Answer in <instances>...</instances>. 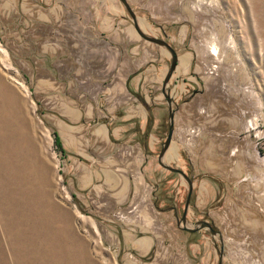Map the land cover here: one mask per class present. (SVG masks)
I'll list each match as a JSON object with an SVG mask.
<instances>
[{"label":"rangeland","instance_id":"374dc122","mask_svg":"<svg viewBox=\"0 0 264 264\" xmlns=\"http://www.w3.org/2000/svg\"><path fill=\"white\" fill-rule=\"evenodd\" d=\"M54 1L0 0V264H216L218 236L177 225L187 181L157 161L169 51L137 33L120 0ZM128 2L141 28L178 54L164 160L193 178L190 220L221 230L222 264H264V0ZM110 17L127 80L145 78L127 91L136 102L147 97L153 139L122 203H111L98 179L83 185L77 160L79 148L103 141L104 118L84 108L98 109ZM145 238L150 246L138 244Z\"/></svg>","mask_w":264,"mask_h":264},{"label":"crops","instance_id":"0c3cea01","mask_svg":"<svg viewBox=\"0 0 264 264\" xmlns=\"http://www.w3.org/2000/svg\"><path fill=\"white\" fill-rule=\"evenodd\" d=\"M58 3L54 1L55 5ZM54 6L50 8L51 15L58 11ZM40 13L43 21L50 20L48 12L41 11ZM109 20L111 17L107 20L108 24ZM115 24H112L111 20L110 28L104 33L107 36L104 37L107 42L106 49L112 52V56L105 66L104 76L98 77L102 86L101 95L97 99L98 109L94 108L93 103H90L89 108H84L88 116L97 115V117L104 118L103 124L97 131L101 135L97 138L100 140L102 138L103 141L89 142L91 147L88 149L79 148L77 160H82L83 185L85 181L91 182L93 179H98V189L104 191L107 198L111 199V203L114 201L122 203L130 197L136 181L139 180L140 175L145 173V167L148 164V154L144 144L132 139V133L128 134L129 129L134 125L138 126L141 131L144 130L147 121L145 103L148 99L144 95L142 100L136 102V97H131L127 91V84L134 83L137 86L140 82L143 83L145 78L141 76V78L127 80V72L124 73L121 61L122 35L116 29ZM122 106L125 108H121ZM127 122L130 124L128 125ZM117 132L124 134L117 138L115 137ZM93 140L96 139L93 138ZM145 145L152 149L153 139L145 141ZM85 157L87 161H84ZM138 244L150 246L151 242L145 238L138 240Z\"/></svg>","mask_w":264,"mask_h":264},{"label":"water","instance_id":"95a60500","mask_svg":"<svg viewBox=\"0 0 264 264\" xmlns=\"http://www.w3.org/2000/svg\"><path fill=\"white\" fill-rule=\"evenodd\" d=\"M120 2L123 5L124 9L129 14V16L132 20V23L135 27V30L137 31V33L140 36L143 39L148 40V41L153 42V43H156V44L164 47L165 49H167L169 51V54H170L169 63H168L167 69L163 75V79L161 82V92H162L163 96L165 97L166 103H167L168 131H167L165 139L161 143V147H160V150H159L158 155H157V161L162 167L167 168V169L172 170V171H176V172L180 173L181 175L185 176L187 181H188V194H187V198H186L185 208L182 212L181 217L177 219V225L180 226L181 228L192 230V231L197 230V229H201V228H208L212 235L218 234L219 240L221 243H220V245H218L217 243H215L214 245H215L217 252H218L216 264H221L223 257H224L221 232L219 230L214 229L213 226L208 221L203 220V219L195 220L192 223L193 225L188 224L187 219H186V211H187L188 200L190 197V192L192 189V181L190 178H188L186 176V174L184 173L182 168L175 166V165H172L170 163H167L164 160L165 153H166V151H167V149L171 143V140H172V131H173V127H174V113H175V110L178 106V103L176 102V100L172 94V91H171L172 78H174L176 76V69H177V65H178V54H177L174 46L167 39L160 37L158 35L148 33L141 28L137 14L135 13L133 8L129 4L128 0H120ZM173 85H174V83H173Z\"/></svg>","mask_w":264,"mask_h":264},{"label":"flooded vegetation","instance_id":"af4514ba","mask_svg":"<svg viewBox=\"0 0 264 264\" xmlns=\"http://www.w3.org/2000/svg\"><path fill=\"white\" fill-rule=\"evenodd\" d=\"M174 128V127H173ZM150 131H148V128H147V126H145V128H144V130L143 131H141L139 128H138V126H133V127H131L130 129H129V131H128V134L129 133H132V139H134V140H137V141H139L140 143H142V144H144V146H145V151H146V153L149 155L150 153L152 154V149H150L149 147H148V145H145V141H147L148 140V133H149ZM172 134H173V131H172ZM172 141V140H171ZM147 161H148V159H147ZM181 168V167H180ZM183 169V168H182ZM169 170V169H168ZM170 171H172V170H170ZM183 171H184V173L186 174V176L188 177V178H190L191 179V181H192V187H193V178L186 172V170H184L183 169ZM173 172H176V171H173ZM178 173V172H177ZM180 174V173H179ZM181 175V174H180ZM182 177L187 181V179H186V177L185 176H183L182 175ZM187 194H188V181H187V192H186V194H185V197H184V203H183V208H182V211H181V215H182V212H183V210H184V208H185V203H186V198H187ZM157 196H158V194H157ZM191 196H193V194H192V189H191V192H190V197H189V200H188V204H187V211H186V219H187V222L188 223H190V225H193L192 223L195 221V220H199V219H203V220H206V221H208L207 219H205V218H196V219H194V220H190V214H189V209H190V205H191ZM170 206H172V208L174 209V205H170ZM181 215H180V217H181ZM179 217V218H180ZM212 226H213V224L210 222V221H208ZM213 228L214 229H216V230H219V229H217V228H215L214 226H213ZM184 229V228H183ZM184 230H186V231H189V232H191L192 230H188V229H184ZM198 230H200V229H197V230H194L193 232H195V231H198ZM220 232H221V230H219ZM209 232H210V230H209ZM210 234H211V232H210ZM212 235V234H211ZM218 236V234H214V235H212V236ZM221 237H222V244H223V236H222V232H221ZM218 238H219V236H218ZM219 242H220V240H219ZM215 243H217V242H215L214 241V244ZM221 243V242H220ZM223 250H224V248H223ZM222 263H223V260H222ZM221 263V264H222Z\"/></svg>","mask_w":264,"mask_h":264},{"label":"bare ground","instance_id":"6f19581e","mask_svg":"<svg viewBox=\"0 0 264 264\" xmlns=\"http://www.w3.org/2000/svg\"><path fill=\"white\" fill-rule=\"evenodd\" d=\"M3 110H4V109H3ZM3 114H4V113H3ZM7 115H9L8 112H7ZM3 116H4V115H3ZM6 117H7V116H6ZM6 119H8V118H6ZM11 122H12V120H11ZM5 123H6V120H5ZM0 124H1V123H0ZM4 125H5V124H4ZM6 125H7V124H6ZM0 127H1V126H0ZM4 127H5V126H4ZM18 127H19V126H18ZM7 128H8V127H7ZM18 129H19V128H18ZM0 131H1V130H0ZM14 137H16V135H15ZM19 140H20V139H19ZM17 141H18V140H17ZM6 143H7V142H6ZM3 145H4V144H3ZM5 146H6V145H5ZM6 147H7V146H6ZM0 148H1V147H0ZM2 148H3V147H2ZM2 148H1V149H2ZM9 148H10V147H9ZM1 151H2V150H1ZM1 151H0V152H1ZM15 151H16V150H15ZM8 152H9V151H8ZM8 152H7V153H8ZM1 153H2V152H1ZM5 154H6V153H5ZM1 155H2V154H1ZM3 155H4V154H3ZM10 155H11V154H10ZM5 157H6V156H5ZM8 157H9V156H8ZM6 159H7V158H6ZM2 161H4V158H3V160H1V162H2ZM4 162H5V161H4ZM7 163H8V162H7ZM10 163H11V162H10ZM1 164H3V163H1ZM9 165H10V164H9ZM13 165H14V164H13ZM2 166H3V165H2ZM14 167H15V166H14ZM10 168H11V167H10ZM3 169H4V167H3ZM12 169H13V167H12ZM7 170H8V169H7ZM8 171H9V170H8ZM8 171H7V173H8ZM3 175H4V174H3ZM9 175H10V172H9ZM8 177L10 178V176H8ZM8 180H9V179H8ZM10 181H11V180H10ZM10 181H9V182H10ZM21 181H22V180H21ZM11 184H12V183H11ZM11 184H10V185H11ZM25 184H26V183H25ZM12 185H13V184H12ZM23 188H24V187H23ZM12 190H13V189H12ZM19 191H20V190H19ZM21 192H22V191H21ZM12 195H13V194H12ZM15 195H17V194H15ZM26 198H27V197H26ZM14 199H15V197H14ZM10 200H11V198H10ZM18 200H19V199H18ZM20 200H21V199H20ZM29 202H30V201H29ZM11 204H12V203H11ZM22 204H23V203H22ZM28 206H29V205H28ZM29 208H31V207L29 206ZM23 211H24V210H23ZM30 212H31V210H30ZM30 212H29V213H30ZM24 216H25V215H24ZM29 216H30V215H29ZM32 216H33V214H32ZM28 218H29V217H28ZM29 221H30V220H29ZM46 223H47V222H46ZM46 223H45V224H46ZM45 224H43V225L45 226ZM51 224H52V223H51ZM33 225H34V223H33ZM46 226H47V225H46ZM48 226H49V225H48ZM34 227H35V226H34ZM38 228H39V227H38ZM45 228H46V227H45ZM36 229H37V228H36ZM36 229H34V230H36ZM37 230H38V229H37ZM39 230H40V228H39ZM44 230H45V229H44ZM47 230H48V229H47ZM53 231H54V230H53ZM38 232H39V231H38ZM38 232H37V233H38ZM66 232H67V231H66ZM31 233H32V232H31ZM57 233H58V232H57ZM39 234H40V233H39ZM56 236H57V234H56ZM38 240H39V239H38ZM38 240H37V241H38ZM39 251H40V250H39ZM39 251H38V253H39ZM40 254H42V253H40ZM51 254H52V253H51ZM51 254H50V255H51ZM44 257H45V256H44ZM38 258H39V257H38ZM42 258H43V257H42ZM42 258H41V259H42ZM46 258H47V256H46ZM43 260H44V259H43ZM39 261H40V260H39ZM44 261H45V260H44ZM47 262H48V261H46V263H47Z\"/></svg>","mask_w":264,"mask_h":264},{"label":"built area","instance_id":"2783aa9c","mask_svg":"<svg viewBox=\"0 0 264 264\" xmlns=\"http://www.w3.org/2000/svg\"><path fill=\"white\" fill-rule=\"evenodd\" d=\"M124 212L120 211L119 212V215L122 216ZM125 214V213H124ZM124 216V215H123Z\"/></svg>","mask_w":264,"mask_h":264}]
</instances>
